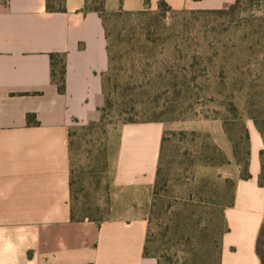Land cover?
<instances>
[{
	"label": "crops",
	"instance_id": "1",
	"mask_svg": "<svg viewBox=\"0 0 264 264\" xmlns=\"http://www.w3.org/2000/svg\"><path fill=\"white\" fill-rule=\"evenodd\" d=\"M165 1L177 10H216L237 0ZM158 2L151 0L150 9ZM84 5L66 0V12L49 13L46 0H0V264H158L144 255L148 221L141 198L121 217L71 220L70 132L99 120L109 70L103 21L85 13ZM105 8L147 9L145 0H106ZM55 53L66 55L64 94L51 82ZM27 114L38 124L28 125ZM248 129L251 178L237 181L225 209L219 264H263L264 187L258 177L264 142L254 125ZM162 137L158 122L122 125L117 189L150 193Z\"/></svg>",
	"mask_w": 264,
	"mask_h": 264
},
{
	"label": "rangeland",
	"instance_id": "2",
	"mask_svg": "<svg viewBox=\"0 0 264 264\" xmlns=\"http://www.w3.org/2000/svg\"><path fill=\"white\" fill-rule=\"evenodd\" d=\"M262 12L264 8L261 5L257 6L249 0L244 1L243 16L260 15ZM113 22H119L115 29H121L125 37H131L134 32L139 34L140 31L144 33L150 31L151 34L156 27L164 26V23L169 25L173 22V15L169 14L166 18L147 15ZM147 22L151 25L146 28ZM143 26L145 28H142ZM138 36L132 37L134 45L142 44V39ZM161 41L160 39L152 45L160 44ZM123 52L117 46L113 51L111 49L113 65L116 68L124 67L121 75L132 78L134 82L137 77L134 70H139L136 63L132 65ZM164 52L162 45L156 46L150 54L157 57L149 61L148 65L157 68L161 71L160 74L166 77L167 68L170 70L173 63V53ZM115 70L114 68L113 71ZM113 71L107 72L104 80L109 74L111 77ZM146 80L145 83L148 82V79ZM158 82L160 81L149 84L148 88L155 90L153 85L160 88L162 81ZM111 86L106 82L104 96L108 94ZM154 92L150 91V95L136 92L134 102L136 110H141L143 106L140 103L148 100ZM195 93L194 90H189L188 93L180 96L170 111L162 107L157 109L158 123L163 126V136L165 134L167 138L159 156L163 168L160 185L166 183V191L162 193L165 200L164 207L159 202L158 204L154 202L155 183L148 195L139 196L132 192H121L115 186L120 130L125 124L124 115H120L121 107L118 104L108 114L104 123L95 126L92 131L85 129L91 123L77 124L71 129L73 145L71 161L74 162L72 168L76 180L73 186L72 204L79 217L89 216L110 220L127 215L128 207L131 211L135 200L141 198L139 200L142 204V213L148 221L147 246L151 255L156 258L170 256L178 264H183L194 250L201 248L202 243L213 237L217 245H213L212 242L209 244L212 248L210 253L216 258L214 264H218L221 239L226 230L224 212L232 203L235 185L243 178L247 162L250 161V157L245 156V145L242 141L244 129L252 125L256 127V124L246 109V98H240L237 105L240 119L236 122L240 121V124L232 125L228 124L233 119L225 104L222 105L216 98L213 101L208 93L201 92L200 96H196ZM111 96L113 97L112 94ZM160 102L163 104L164 98ZM148 117L150 116L140 118L138 121L145 123L150 120ZM229 126L232 127L231 130ZM262 159L264 161V158ZM168 204H172L170 209L166 208ZM133 213H137V210ZM179 224H182L184 234L176 235L179 238L175 239L173 231ZM179 232L181 233L180 228ZM203 232L208 234L205 239L201 237ZM259 253L264 264V230Z\"/></svg>",
	"mask_w": 264,
	"mask_h": 264
},
{
	"label": "trees",
	"instance_id": "3",
	"mask_svg": "<svg viewBox=\"0 0 264 264\" xmlns=\"http://www.w3.org/2000/svg\"><path fill=\"white\" fill-rule=\"evenodd\" d=\"M244 1L237 0L225 8L216 10H177L173 9L165 0H159L158 7L154 11L150 9L151 0H145L147 9L144 11L109 13L105 8L106 0H85L84 12L97 13L103 21L107 39V51L109 53L108 72L113 71L114 68L116 69L113 71V75L110 77L109 74L106 80H104L106 74L103 76V91L105 92L106 82L112 86L105 96L104 105L99 109L100 120L91 123L85 129L92 131L95 126L104 123L108 114L116 107V104L121 107L120 115H124L125 124L141 123L138 120L146 116H150L148 117L150 120H146L147 122H158L157 109L162 107L166 111L172 110L180 96L185 95L189 90H194L196 96H200L201 92H205L211 96L213 101L216 98L219 103L225 104L233 119L228 124L232 125L240 124V121L236 122L240 119L237 105L240 98H246V109L250 118L256 124V129L261 134L264 142V12L260 15L250 14L243 16L242 6ZM249 1L264 8V0ZM46 9L49 13H64L66 12V0H46ZM169 14L173 15V22L169 25L164 23V26L156 27L151 34L150 31L147 33L140 31L139 34L134 32L131 37H125L123 30L114 28L119 22L113 21L118 19L129 20L132 17L142 18L147 15L166 18ZM149 24L147 22L146 28L149 27ZM142 28H145V26ZM137 35L142 39V44L134 45L132 37ZM160 39L162 40L160 44L152 45ZM159 45L164 47L165 54L173 53V63L170 70L167 68L166 77L162 76L163 74H160L161 71H158L157 68L148 65L149 61L157 57L150 53ZM116 46L124 51L123 55L130 59L132 65L136 63L135 65L139 71L134 70V73L137 74L134 82H132V78H125L121 75L124 67L119 66L116 68L113 65L114 59L111 56V49L113 51ZM50 62L51 82L57 87L59 94H64L66 91V55L51 54ZM146 79H148L147 83H145ZM157 81H160L158 83L162 81L160 88L156 85H153L155 90L148 88L149 84H155ZM150 91L155 92L148 100L146 99L140 103L143 106L141 110H136L134 105L135 93L150 95ZM170 92H172V96L169 95ZM169 97L172 98L170 99ZM163 98L164 102L161 104L160 101ZM26 120L28 125L38 124L35 114H27ZM229 128L231 130L232 127L229 126ZM244 130L245 134L242 141L245 145V156L249 158L251 155L249 130L248 128ZM71 135L70 132L71 220L73 222L91 220L100 223L105 220L96 217L77 216L75 206L72 204L73 186L76 180L73 176L75 171L72 168L74 162L73 160L71 161L73 156ZM166 140L167 138L164 134L161 151L164 149ZM260 158L261 172L258 182L261 187H264V161L262 159L264 158V148L260 152ZM249 164L250 161L247 162L245 173L241 179L251 178ZM162 169V161H159L153 197L155 204L159 202L164 207L165 200L162 193L166 191V183L163 182L160 185ZM171 207L172 204H168L166 208L170 209ZM181 225H177L173 231L175 239L179 238L176 235L183 236L184 234V229ZM206 236H208L207 233L203 232L201 234L203 239ZM209 239L206 243H202L203 246L201 248L194 250L190 258L185 260L183 264H214L216 258H214L213 253H210L212 248L209 244L212 242L213 245H217V241L213 237ZM147 241L148 229L144 255L156 258V256L151 255ZM161 258H164V262L161 261ZM220 258L221 249L217 260L218 264L220 263ZM156 259L158 264H178L170 256H161Z\"/></svg>",
	"mask_w": 264,
	"mask_h": 264
}]
</instances>
